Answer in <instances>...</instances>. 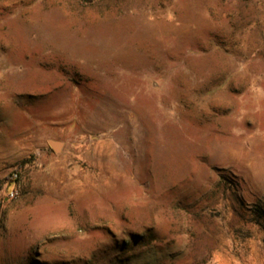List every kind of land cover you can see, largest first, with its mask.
Returning <instances> with one entry per match:
<instances>
[{"label":"rangeland","instance_id":"obj_1","mask_svg":"<svg viewBox=\"0 0 264 264\" xmlns=\"http://www.w3.org/2000/svg\"><path fill=\"white\" fill-rule=\"evenodd\" d=\"M0 264H264V0H0Z\"/></svg>","mask_w":264,"mask_h":264},{"label":"water","instance_id":"obj_2","mask_svg":"<svg viewBox=\"0 0 264 264\" xmlns=\"http://www.w3.org/2000/svg\"><path fill=\"white\" fill-rule=\"evenodd\" d=\"M50 146L52 147V149L55 151V152H59L62 148V143L59 142V141H55V140H50Z\"/></svg>","mask_w":264,"mask_h":264},{"label":"built area","instance_id":"obj_3","mask_svg":"<svg viewBox=\"0 0 264 264\" xmlns=\"http://www.w3.org/2000/svg\"><path fill=\"white\" fill-rule=\"evenodd\" d=\"M13 175H15V174H13ZM14 194H15L14 191H10V192L6 193V197L11 198L14 196Z\"/></svg>","mask_w":264,"mask_h":264}]
</instances>
